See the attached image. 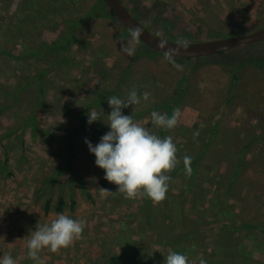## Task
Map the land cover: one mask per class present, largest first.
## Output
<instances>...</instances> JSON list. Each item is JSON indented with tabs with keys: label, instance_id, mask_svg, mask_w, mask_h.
Returning <instances> with one entry per match:
<instances>
[{
	"label": "rangeland",
	"instance_id": "374dc122",
	"mask_svg": "<svg viewBox=\"0 0 264 264\" xmlns=\"http://www.w3.org/2000/svg\"><path fill=\"white\" fill-rule=\"evenodd\" d=\"M25 1L33 6L0 0V81H18L25 88L0 116V164L8 159L12 173L8 177L0 168V259L8 254L24 264L30 232L58 214L44 212L46 197L39 198L36 190L68 159L90 198L79 188L72 197L65 185L68 206L71 198L76 206L74 211L67 206L63 214L83 220L86 227L68 248L55 253L42 249L45 264H117L114 256H129L137 247L141 264H164L169 251L187 255L189 264L201 259L207 264H264V42L203 59H166L147 47H136L135 55L128 56L120 44L130 35L124 36L117 21H83L97 0ZM122 1L151 32L177 42L238 36L264 27V0ZM69 34L68 58L58 49L48 50ZM226 61L231 64L227 68ZM41 74L46 94L40 99L34 77ZM133 88L138 95L150 92V100L123 114L138 116L137 122L160 137L172 136L177 157L192 158V175L182 170L172 181L173 192L159 204L143 197L125 199L117 185L104 179L85 143L87 138L95 146L110 131L108 98L126 99ZM105 92L98 108V96ZM36 100L43 104L36 121L40 131L33 135L30 125L15 132ZM4 101L8 103L0 95ZM175 108L182 112L177 127L165 131L151 124L152 111L171 116ZM89 110L101 114L91 125ZM247 131L254 136L245 141ZM59 193L56 185L53 202ZM146 203L154 213L151 225L142 218Z\"/></svg>",
	"mask_w": 264,
	"mask_h": 264
},
{
	"label": "clouds",
	"instance_id": "9594fccd",
	"mask_svg": "<svg viewBox=\"0 0 264 264\" xmlns=\"http://www.w3.org/2000/svg\"><path fill=\"white\" fill-rule=\"evenodd\" d=\"M130 39L122 41L120 51L128 56H134L136 47L140 44L142 30L137 27L129 30ZM160 47H166L161 41ZM188 47L187 41L181 45ZM168 59L166 53L165 56ZM173 66L183 70V66L173 61ZM151 93L148 91L138 95L133 88L126 99L111 96L107 102L111 108L107 115L106 123L110 131L100 138V142L93 144L86 138L85 143L90 153L96 157L95 164L105 172L104 179L118 186V192L123 193L125 199H137L146 197L154 204H159L166 199L169 190V182L172 177L170 173L180 163L177 157V146L172 136L161 138L155 134L150 127L141 125L134 119L135 106L150 100ZM132 107L131 115H124L123 109ZM100 113L89 110L87 123L100 120ZM182 112L179 108L173 109L171 116L167 113L152 111L150 114L151 124L157 128L169 131L178 126ZM204 127L203 124L200 125ZM199 130L193 132V139L199 136ZM191 157L183 158L185 174L192 175ZM102 192H110L100 188ZM85 222L81 219H74L69 215L58 213L50 223L36 226L31 231L27 240V257L33 264H45L39 253L42 249H49L51 252H58L62 248H68L75 240L82 238L85 229ZM0 264H17L11 255L5 254L0 259ZM164 264H189L187 255L177 251H169ZM200 264H207L204 259Z\"/></svg>",
	"mask_w": 264,
	"mask_h": 264
},
{
	"label": "trees",
	"instance_id": "16d2710c",
	"mask_svg": "<svg viewBox=\"0 0 264 264\" xmlns=\"http://www.w3.org/2000/svg\"><path fill=\"white\" fill-rule=\"evenodd\" d=\"M23 3L27 6L28 5L33 6V3L30 1L23 0ZM97 18L105 19V20L110 19L112 21L118 22V20L114 16L113 12L108 7V5L105 3L104 0H97L94 3V5L91 8H89L88 12L84 16L83 21H96V20H98ZM65 22H67V20H65ZM119 25L121 27H123L120 23H119ZM76 26L77 25L74 24L73 30H75L77 28ZM123 29L125 31L124 36H127V35L129 36V32L126 30V28L123 27ZM71 39H72L71 34H69L67 37L64 38L63 43L56 42V43H52L51 45L49 44L50 46H48V50L52 51L53 49H58L63 53V57L65 56V58H68L66 56V54L69 52V48L71 46V41H70ZM142 47H145V46L140 42V44L137 46V48L140 49ZM146 49H148V48H146ZM237 50L238 49L232 50L229 52L232 53V52H235ZM150 51L153 52L152 50H150ZM153 53H157L159 55H162L161 53H158V52H153ZM225 53H222L219 56L225 55ZM2 54H4V53L2 51H0V57L2 56ZM201 59H203V58H201ZM187 60H189V59H187ZM230 65L231 64L229 61H226L225 63H223V66H226V68L229 67ZM131 66L132 65H130L129 67H131ZM230 73H232V75L234 76L235 79L238 78L237 73H234L232 70H230ZM41 76H43V74L34 77V79L38 80L39 85H40V88H39L40 94H41L40 99H41V96H44L46 94V83L44 81H41ZM262 78H264V77L262 76ZM24 89H25L24 86L21 85L18 81L16 82L15 85L12 82L5 84L2 81H0V95L4 100L7 99V101H8V103L5 101L3 103H0V116L3 115V112L5 110L10 109L11 107H13L15 105L16 100L20 99L21 94L24 91ZM117 89L120 90L121 88L118 87V88L114 89L113 91H115ZM107 94L108 93L105 92V93H102L101 95L98 96V98H99V100H97L98 101V103H97L98 108L101 107L103 101L108 96ZM167 106L168 105L166 104L165 107H167ZM41 110H43L42 100L34 101L32 106L30 107L29 115L27 116V118L25 119V121L22 124L23 127L22 128L19 126L15 127V132L22 130V129H23L22 131H24V130H26L27 127H30V125L32 126L31 131L33 132V135H35L36 132L40 131L38 128H36V125H37L36 121H37L38 113ZM137 118H139V117L138 116L134 117V119H137ZM100 134H101V132H100ZM7 136H9V134ZM245 136H246V138L244 137L243 140L246 141V140H248V138L250 136L251 137L254 136V132L253 131H250V132L247 131ZM161 138H163V136H161ZM3 148H5V147L3 146ZM65 153H69V151L66 150ZM65 155H67V157L70 158L68 154H65ZM184 157L185 156H182L180 154L178 159L180 161H182ZM192 163H193L192 166L195 167L196 161H193ZM59 166H60V169H59L58 173L57 174L55 173L54 175L50 176L49 178H46L45 180H42L43 185L40 188H38V190H36V193L38 194L39 198L43 199V197L44 198L46 197L45 201L43 203V209H44V212L46 214L49 213L50 211H54L55 213H63L65 211V209L67 208L68 202L66 201V198H65L64 193H63L65 185L68 186L69 193L71 194L72 197H74V195H75V192H76L75 190L77 188H79V189H81V191L83 192L85 197L90 198V194L88 193L87 188L84 187L86 182L84 181V179L80 175L77 174V172L75 170L76 168H73V161L65 159V161L63 160ZM237 166H238L239 170H241V167H242L241 162H239L237 164ZM0 168H2L3 172H6V175L8 177H12V173L8 172V168H9L8 159H6L4 162H2L0 164ZM182 170H185L184 165L178 164L177 167L175 168V170L170 173V176L172 177V179L169 182V190H168L169 192H173V190H172V187H173L172 183L173 182L172 181L182 174V172H183ZM58 176H60L61 178H58ZM56 185H58L60 193L58 194L56 201L53 202V200H54L53 189L55 188ZM45 192H47V193H45ZM170 195L172 196L173 194L169 193L168 196H170ZM143 198H145L147 201H150V199H148L146 197H143ZM175 203L176 202H171L170 207L175 208L176 207ZM146 204L148 205L149 203H146ZM75 206H76V201L74 200V198H71V201H70L68 208L70 210L74 211ZM181 206H182V204L179 203L178 204L179 211L181 209ZM142 215H143L142 218L145 220L146 224L151 225L153 223L154 220L152 219V217H154V213H153V209L151 208V205L146 206V210L143 211ZM180 216L182 219H184L183 213H181ZM181 241H182V239H178L177 243L181 244ZM180 244H176V245L180 246ZM135 250H137V251H135ZM183 250L184 249L181 248V252H184ZM130 254L131 255L123 257V258H119V256H114L112 258V260L115 261L117 264H122L123 262H125V264H141L140 258H142V257L140 255V249L138 247L132 248V252ZM31 261L32 260L29 259L28 257H25L24 259H22V262L24 264L29 263ZM129 261H131V263H129ZM108 262L110 264L109 260H108Z\"/></svg>",
	"mask_w": 264,
	"mask_h": 264
},
{
	"label": "water",
	"instance_id": "95a60500",
	"mask_svg": "<svg viewBox=\"0 0 264 264\" xmlns=\"http://www.w3.org/2000/svg\"><path fill=\"white\" fill-rule=\"evenodd\" d=\"M104 1L111 9L118 22L126 28L128 32L130 29L137 27L142 30L140 41L145 47L163 55H166L167 53L170 57L181 59L208 57L264 42L263 27L249 34L223 37L201 42H187L188 47L183 48L181 47L183 42L166 39L151 32L135 16H133L122 0ZM161 41L165 43L166 47L159 46Z\"/></svg>",
	"mask_w": 264,
	"mask_h": 264
}]
</instances>
